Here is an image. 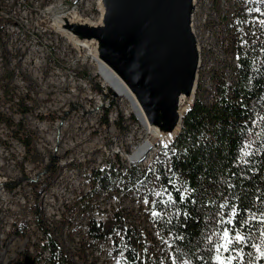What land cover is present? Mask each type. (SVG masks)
<instances>
[{
	"label": "trees",
	"instance_id": "trees-1",
	"mask_svg": "<svg viewBox=\"0 0 264 264\" xmlns=\"http://www.w3.org/2000/svg\"><path fill=\"white\" fill-rule=\"evenodd\" d=\"M231 8L221 21L228 32L225 53L237 54L234 72H213L208 98L197 85L178 135L156 147L146 170H93L90 191L74 203L85 212L93 196L121 194L136 203V214L118 202L103 224L88 219L90 243L71 254L61 228L70 225L68 215L53 228L34 205L44 255L36 264H84L86 249L108 238L119 264H264V0H238ZM5 22L0 15V27ZM1 124L26 153L34 151L20 121L0 112Z\"/></svg>",
	"mask_w": 264,
	"mask_h": 264
},
{
	"label": "rangeland",
	"instance_id": "rangeland-1",
	"mask_svg": "<svg viewBox=\"0 0 264 264\" xmlns=\"http://www.w3.org/2000/svg\"><path fill=\"white\" fill-rule=\"evenodd\" d=\"M72 1L0 0V15L8 20L0 27V112L7 120L20 121L34 143V151L26 153L8 127L0 125V264H36L44 256L42 236L31 215L34 205L53 228H60L62 213L68 215L70 225L61 228L71 254L78 244H88L83 236L88 219L114 212L118 202L135 215L136 203L119 194L93 196L85 212L74 201L90 186L91 170L117 163L133 166L124 154L145 139L156 151L164 146L145 133L129 102L95 74L85 49L52 30L54 10L70 13ZM210 2V11L204 8L202 13L208 27L216 26L214 36L219 39H214L213 56L229 65L232 60L219 49L228 40L221 18L232 11L234 0ZM205 90L208 98L211 91ZM106 112L108 125L103 123ZM156 151L136 166L148 167ZM32 183L38 185L36 191ZM111 241L87 248L84 264H119L121 256L112 251Z\"/></svg>",
	"mask_w": 264,
	"mask_h": 264
},
{
	"label": "water",
	"instance_id": "water-1",
	"mask_svg": "<svg viewBox=\"0 0 264 264\" xmlns=\"http://www.w3.org/2000/svg\"><path fill=\"white\" fill-rule=\"evenodd\" d=\"M97 26L63 15L52 30L87 42L138 102L150 131L168 146L197 86L194 0H99ZM185 110L182 111V106ZM153 148V147H152Z\"/></svg>",
	"mask_w": 264,
	"mask_h": 264
},
{
	"label": "bare ground",
	"instance_id": "bare-ground-1",
	"mask_svg": "<svg viewBox=\"0 0 264 264\" xmlns=\"http://www.w3.org/2000/svg\"><path fill=\"white\" fill-rule=\"evenodd\" d=\"M237 3H238V0H234L233 5ZM211 5H212V2H210V0H194V7L192 10L193 31H194L196 43L198 45L199 56H200L198 76H197V85L200 84L205 89L211 88V74L213 72L221 69L230 75L234 72V67L237 64V54L235 53L232 56H230L229 59L232 60V63L229 65L222 64L221 61L220 62L218 61V58L221 56H216L215 53H214L215 56H213V51L215 50V46H216V45L214 46V43H215L214 39H216V41H218L219 39L218 37L214 36V30L216 26L208 27L209 23L206 18V13L205 12L202 13V10L204 8L208 9L211 7ZM56 10H54V14H53L54 15L53 18L55 22L54 26L56 25L57 22L60 21V18L63 15H65V14H62L61 12H59L60 13L59 14L58 11ZM70 14L72 15L71 17L73 18L82 19V20H85L87 24L91 26H97L101 19L99 0H93V14L85 15L84 16L85 18L80 17L77 14H73V13H70ZM96 15L97 17H95ZM74 44H76L77 47L82 48L83 50L85 49V56L89 57L90 62L94 64L95 74L100 76V78L104 81L105 85L109 87L114 92L115 95L129 102V105L131 107V112L134 113V115L138 119L145 133L146 134L151 133L154 135L153 137H156L157 139H159V137L157 136L155 132L150 131L149 126L146 122V119L143 116L142 110L138 102L132 95V93L122 83V81L112 71H110V69L102 61H100L95 56L94 48L84 41H80V42L75 41ZM226 45L227 43L225 44V46L223 45L219 47L220 45L218 44L221 55L225 53ZM181 110L182 111L185 110V105L182 106ZM152 146L153 145L149 140H146V139L142 140L132 147L129 154L126 155L125 158L129 160V163H133V165H137L139 162L144 161L145 159H148L149 156L153 154V150L156 151V149L152 148ZM130 167L131 165L127 164L126 166H121V167L119 166L117 169V164H116L115 166H110L108 169L106 168L105 169L109 170L111 168L112 170H117L122 175H124L127 169H129ZM98 170L103 171L104 168H101ZM141 170H144V169H141ZM91 171L89 172V174H91ZM85 227H86V224H85Z\"/></svg>",
	"mask_w": 264,
	"mask_h": 264
},
{
	"label": "built area",
	"instance_id": "built-area-1",
	"mask_svg": "<svg viewBox=\"0 0 264 264\" xmlns=\"http://www.w3.org/2000/svg\"><path fill=\"white\" fill-rule=\"evenodd\" d=\"M87 11L86 14L83 15V12L84 11ZM70 13H73V14H77L79 15L80 17L85 16V15H89V14H93V0H73L72 1V4H71V7H70ZM118 156H120V154L118 153ZM124 156L126 157V154H124ZM150 164V163H149ZM149 166V165H148ZM119 167V164L117 163V169ZM140 169H144L146 170V168H142L141 166L139 167ZM105 167H104V171H105ZM112 172H116L117 173V170H112ZM91 174H89L90 176ZM90 191V186L88 185L86 190H84L83 194H86ZM80 194V192H78L77 196ZM117 195V194H115ZM121 195V194H119ZM122 196V195H121ZM77 200V198H75V201ZM74 201V203H75ZM141 203L144 205V198H141L140 199ZM113 216V212L111 211H108L106 212L105 214H103L100 218H96V219H93L96 223V225H100V224H103L105 222V220L111 218ZM92 219V218H91ZM88 221V220H87ZM87 227H84L83 228V236L85 238V240L90 243V239L86 236V232H87ZM106 242H109L111 241L110 238L106 239L105 240ZM112 242V241H111Z\"/></svg>",
	"mask_w": 264,
	"mask_h": 264
},
{
	"label": "snow or ice",
	"instance_id": "snow-or-ice-1",
	"mask_svg": "<svg viewBox=\"0 0 264 264\" xmlns=\"http://www.w3.org/2000/svg\"><path fill=\"white\" fill-rule=\"evenodd\" d=\"M224 235H225V236H228V233L225 232ZM262 235H264V233H262ZM235 239H236L237 241H242V240H243V237H241V236H239V235L237 234V236L235 237ZM259 250L262 252V254H264V248H260Z\"/></svg>",
	"mask_w": 264,
	"mask_h": 264
}]
</instances>
